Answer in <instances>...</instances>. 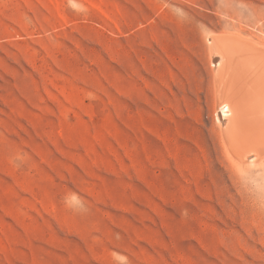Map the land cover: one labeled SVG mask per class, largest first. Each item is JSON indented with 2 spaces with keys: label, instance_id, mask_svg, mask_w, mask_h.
Here are the masks:
<instances>
[{
  "label": "rangeland",
  "instance_id": "1",
  "mask_svg": "<svg viewBox=\"0 0 264 264\" xmlns=\"http://www.w3.org/2000/svg\"><path fill=\"white\" fill-rule=\"evenodd\" d=\"M221 36L264 50V0H0V264H264V171L213 145Z\"/></svg>",
  "mask_w": 264,
  "mask_h": 264
},
{
  "label": "bare ground",
  "instance_id": "2",
  "mask_svg": "<svg viewBox=\"0 0 264 264\" xmlns=\"http://www.w3.org/2000/svg\"><path fill=\"white\" fill-rule=\"evenodd\" d=\"M211 43L219 113L225 120L213 141L220 163L236 174L264 171V50L235 36L215 37Z\"/></svg>",
  "mask_w": 264,
  "mask_h": 264
},
{
  "label": "clouds",
  "instance_id": "3",
  "mask_svg": "<svg viewBox=\"0 0 264 264\" xmlns=\"http://www.w3.org/2000/svg\"><path fill=\"white\" fill-rule=\"evenodd\" d=\"M80 11H84V9L81 7ZM64 203L68 210L73 213L84 214L88 211L86 202L79 195L66 198Z\"/></svg>",
  "mask_w": 264,
  "mask_h": 264
}]
</instances>
